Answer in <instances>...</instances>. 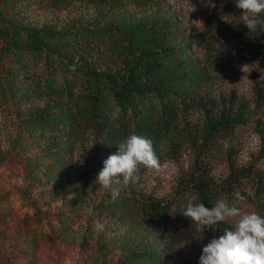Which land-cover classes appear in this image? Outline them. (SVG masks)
<instances>
[{
    "label": "rangeland",
    "instance_id": "1",
    "mask_svg": "<svg viewBox=\"0 0 264 264\" xmlns=\"http://www.w3.org/2000/svg\"><path fill=\"white\" fill-rule=\"evenodd\" d=\"M229 1L212 0V7L207 0H122L120 5L92 0L65 4L0 0V25L12 20L66 30L65 36L74 44L69 50L74 61L115 70L122 66L119 43L126 24L169 21L178 36L172 42L185 44L184 35H201L210 18L243 23L242 10L224 6ZM258 20L264 30V15ZM216 36L217 54H223L225 61L209 67L196 90L201 101L181 112L168 130L123 135L117 123L97 129L72 117L42 125L34 118L37 113H59L71 103L51 94L29 93L16 99L9 95V87V97L0 92V264H130L122 259L132 247L155 252L137 264H200L203 247L226 229L234 230L224 221L203 233L182 214L190 234L176 238L158 217L136 208L128 214L124 209L98 205L111 194L96 183L97 175L108 156L118 151L117 145L132 133L152 141L162 168L157 172L141 166L139 182L122 188L121 194L173 199V209L181 212L192 195L184 178L199 161L218 181L229 175L231 163L264 170V103L256 105L254 91L257 83L264 86V57L242 53L239 41L227 32L219 31ZM1 38L0 85L9 84V71L24 82L42 70L41 66L18 70L20 57L14 60L2 51ZM187 46L189 55L205 64L204 47L200 43ZM241 101L250 105L245 121L230 131L208 136L207 117ZM241 207L264 216L248 200ZM98 223L104 225L103 230Z\"/></svg>",
    "mask_w": 264,
    "mask_h": 264
},
{
    "label": "trees",
    "instance_id": "2",
    "mask_svg": "<svg viewBox=\"0 0 264 264\" xmlns=\"http://www.w3.org/2000/svg\"><path fill=\"white\" fill-rule=\"evenodd\" d=\"M69 1L52 0L55 4ZM92 1L113 5L122 2ZM224 6L241 10L236 7V0ZM3 19L6 21V16ZM161 23L137 21L126 24L119 43L123 47L122 66L110 70L92 62L74 61L69 52L74 44L65 36L66 30L9 20L4 26L0 25L2 51L12 54L16 57L14 60L20 57L16 62L18 70L25 71L29 67L36 69L39 66L42 70H36L24 82H19L14 72H7L12 76L7 86L0 85V92L5 97L10 95L16 99L29 93L39 96L51 94L71 103L70 107L59 113H37L34 118L42 125L72 117L97 129L117 123L123 135L147 129L168 130L176 123L181 112L201 101L202 96L199 97L196 90L209 67L225 61L223 54H217L219 49L215 45L219 31L237 39L242 53L251 52L264 57V30L259 26L250 32L243 23L213 17L207 21L201 35L194 32L184 35L186 43L183 44L172 42L178 37L175 36L177 31L173 23ZM193 43H200L204 47L205 64L196 62L189 55L187 44ZM24 56L27 58L24 59ZM60 70L63 72L60 73ZM254 91L256 105L259 106L264 103V86L257 83ZM249 107L248 102L241 101L238 106L232 103L220 114L208 116L207 135L213 137L218 132L230 131L235 125L243 123ZM184 179L187 182L185 187H191V194L197 193L199 201L208 208L222 197H226L229 203L234 202L235 193L239 192L259 211H264V170L254 169L253 166L238 167L231 163L229 175L218 181L208 174L206 166L199 161ZM173 203V199L161 201L122 193L117 200L107 198L98 205L124 209L128 214L136 208L145 215L163 220V227L173 237H188L190 228L184 223L181 210L173 209ZM131 250L122 262H146L155 253L147 248L132 247Z\"/></svg>",
    "mask_w": 264,
    "mask_h": 264
},
{
    "label": "clouds",
    "instance_id": "3",
    "mask_svg": "<svg viewBox=\"0 0 264 264\" xmlns=\"http://www.w3.org/2000/svg\"><path fill=\"white\" fill-rule=\"evenodd\" d=\"M207 2L215 6L212 0ZM236 7L243 10L239 17L243 24L250 32L255 31L260 23L258 17L264 14V0H236ZM117 148L118 151L104 161L96 180L101 187L110 190L113 201L120 197L122 188L139 182L141 166L157 172L162 168L152 141L145 136L132 133ZM244 200L245 197L236 192L234 202L218 199L208 208L199 201L197 193L188 197L182 214L194 222L198 231L215 229L224 221L234 226V230L226 229L224 235L212 238L203 247L200 264H264V216L244 210L241 207ZM97 227L103 230L104 225L98 223Z\"/></svg>",
    "mask_w": 264,
    "mask_h": 264
}]
</instances>
